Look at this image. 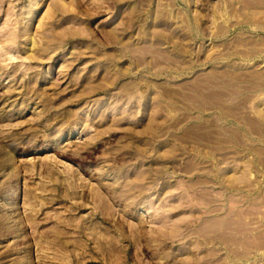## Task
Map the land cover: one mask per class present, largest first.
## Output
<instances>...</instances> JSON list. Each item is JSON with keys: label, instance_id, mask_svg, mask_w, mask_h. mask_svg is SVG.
Returning a JSON list of instances; mask_svg holds the SVG:
<instances>
[{"label": "rangeland", "instance_id": "1", "mask_svg": "<svg viewBox=\"0 0 264 264\" xmlns=\"http://www.w3.org/2000/svg\"><path fill=\"white\" fill-rule=\"evenodd\" d=\"M0 264H264V0H0Z\"/></svg>", "mask_w": 264, "mask_h": 264}]
</instances>
